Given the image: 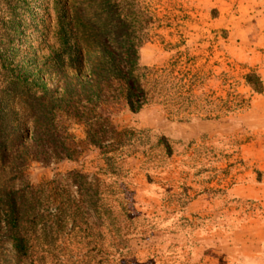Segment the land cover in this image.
<instances>
[{
	"label": "rangeland",
	"instance_id": "374dc122",
	"mask_svg": "<svg viewBox=\"0 0 264 264\" xmlns=\"http://www.w3.org/2000/svg\"><path fill=\"white\" fill-rule=\"evenodd\" d=\"M134 4L143 90L100 8L0 0V264H264V0Z\"/></svg>",
	"mask_w": 264,
	"mask_h": 264
},
{
	"label": "trees",
	"instance_id": "16d2710c",
	"mask_svg": "<svg viewBox=\"0 0 264 264\" xmlns=\"http://www.w3.org/2000/svg\"><path fill=\"white\" fill-rule=\"evenodd\" d=\"M70 1V0H67ZM79 9L83 12L87 7L90 8H100L101 11L95 12L98 15V22H103L104 27L99 28L100 32L103 30L107 32L109 40H116L118 46H126V51H128V61H127V71L124 75V78L127 82L131 81L134 85L136 84L140 90H143V87L139 81L137 75L134 71L137 66V56H138V47L141 45L142 40L147 39L152 25L155 24L158 19L154 18L152 13L146 9L142 8L140 10V19L138 22L137 31L138 35H135L133 30L132 23L129 22L128 17L131 14V7L134 6L136 0H72ZM97 11V10H96ZM154 26V25H153ZM97 37V36H95ZM111 42V41H110ZM116 49V47H113ZM114 62V61H112ZM8 82H14V79L8 78ZM1 92V91H0ZM137 98V106L134 107L132 102V97ZM4 91L0 97V104L4 98ZM128 103L132 108L137 110L141 108L143 101H140V98L143 99V96H140L132 91V88L129 89L127 93ZM2 131V123L0 121V137ZM1 144V143H0ZM1 200L6 213L7 226L11 233V239L14 244V248L19 258L26 257L30 254V245L28 244V239L25 236H22L19 229V208L17 206L14 194L10 191L1 195Z\"/></svg>",
	"mask_w": 264,
	"mask_h": 264
}]
</instances>
